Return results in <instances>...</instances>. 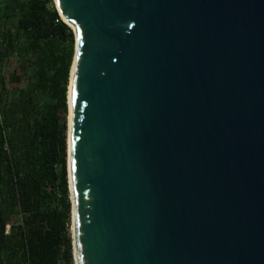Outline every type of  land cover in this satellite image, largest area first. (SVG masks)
<instances>
[{"label":"water","instance_id":"1","mask_svg":"<svg viewBox=\"0 0 264 264\" xmlns=\"http://www.w3.org/2000/svg\"><path fill=\"white\" fill-rule=\"evenodd\" d=\"M53 1L74 264H264V0Z\"/></svg>","mask_w":264,"mask_h":264},{"label":"trees","instance_id":"2","mask_svg":"<svg viewBox=\"0 0 264 264\" xmlns=\"http://www.w3.org/2000/svg\"><path fill=\"white\" fill-rule=\"evenodd\" d=\"M74 41L53 0H0V264H74L66 142Z\"/></svg>","mask_w":264,"mask_h":264},{"label":"bare ground","instance_id":"3","mask_svg":"<svg viewBox=\"0 0 264 264\" xmlns=\"http://www.w3.org/2000/svg\"><path fill=\"white\" fill-rule=\"evenodd\" d=\"M73 66V65H72ZM71 74V73H70ZM71 78V76H70ZM70 83H71V79H70ZM70 88V86H69ZM68 97H69V118H68V127H69V124H70V120H71V115H72V107H71V99H70V90L68 89ZM68 178H69V189H70V194L72 196V193H71V190H72V187H71V181H70V177H69V172H68ZM72 202V200H71ZM74 256H75V252H74Z\"/></svg>","mask_w":264,"mask_h":264},{"label":"rangeland","instance_id":"4","mask_svg":"<svg viewBox=\"0 0 264 264\" xmlns=\"http://www.w3.org/2000/svg\"><path fill=\"white\" fill-rule=\"evenodd\" d=\"M74 54V53H73ZM72 59H73V57H72ZM71 64H72V62H71ZM71 67V66H70ZM73 67V66H72ZM71 74H72V69H71ZM71 74H70V76H71ZM71 79V78H70ZM70 79H68L69 80V85H67V87H68V89H69V86H70ZM68 109H69V106H68V108H67V112H68ZM66 120H67V116H66ZM69 229H70V232H71V219H70V223H69ZM73 261H74V259H73Z\"/></svg>","mask_w":264,"mask_h":264},{"label":"built area","instance_id":"5","mask_svg":"<svg viewBox=\"0 0 264 264\" xmlns=\"http://www.w3.org/2000/svg\"><path fill=\"white\" fill-rule=\"evenodd\" d=\"M6 228H8V225H6Z\"/></svg>","mask_w":264,"mask_h":264}]
</instances>
